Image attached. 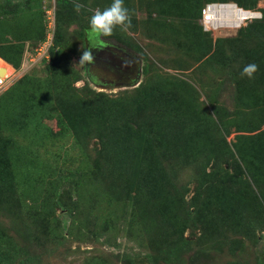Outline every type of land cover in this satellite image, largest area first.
Wrapping results in <instances>:
<instances>
[{"label":"rangeland","instance_id":"obj_1","mask_svg":"<svg viewBox=\"0 0 264 264\" xmlns=\"http://www.w3.org/2000/svg\"><path fill=\"white\" fill-rule=\"evenodd\" d=\"M90 1L96 2L93 12L112 3ZM21 2L0 0V28L18 24ZM42 2L46 22L47 11L54 7L58 14V9L56 0ZM123 2L134 12L132 27L127 32L115 28L113 35L105 38L109 46L99 52L93 50L96 59L91 65L79 63L88 40L85 36L82 41L78 34L81 15L77 13L74 18L61 17L70 41L65 59L50 66L49 54L28 70L10 64L14 71L9 66L7 74H1H17L11 84L19 86L15 94L27 95V101L35 97V103L43 102L52 113L61 105L73 103L90 115L92 106L109 96L124 98L122 115L135 125L143 127L160 114L165 124L162 136L169 144L188 150L174 171L169 169L174 184L182 191L187 188V205L199 184L204 182L200 188L208 192L212 184L218 183L214 171L219 173L227 167L232 171L234 157L221 145L223 138L227 137L232 146L236 132L243 127L258 124L264 129V60L256 57L257 52L264 56V29L261 33L256 27L238 32L255 18L241 27L217 28L208 36L213 47L204 53V42L198 41L192 31V26L203 25L199 15L174 13L167 0ZM229 7L237 8L235 4ZM254 11L263 15L264 0H256L254 9L239 13L246 18L255 15ZM217 38L235 40L225 41L220 52L214 51ZM24 61L23 56L22 64ZM250 63L259 66L252 79L241 76L243 67ZM25 74L29 75L25 80L32 79L27 88L20 79ZM54 116L42 120L47 130L41 129L50 135L45 138L43 132H38L35 142L31 140L32 128L25 135L13 134L6 127L0 129L1 139L14 141L11 145L21 161L31 160L46 173L40 182L22 183L14 192H3L6 197L0 200V233L6 241L0 243L6 242L12 255L1 264H15L23 258H28L29 264H264V218L247 213L241 221L253 227L248 234L224 229L219 235L216 231L222 227L217 223L205 227L197 221L184 231L189 240L186 248L180 249L176 237L160 247L152 229L158 220L151 207L145 208L133 198L135 183L94 166L101 157V141L94 127L78 138L72 132L64 135ZM184 117L197 123L190 136L183 130ZM174 151L179 153V148L174 147ZM204 164L207 180L200 182L197 178ZM180 215L185 216L182 210ZM173 247L176 251L172 252Z\"/></svg>","mask_w":264,"mask_h":264},{"label":"trees","instance_id":"obj_2","mask_svg":"<svg viewBox=\"0 0 264 264\" xmlns=\"http://www.w3.org/2000/svg\"><path fill=\"white\" fill-rule=\"evenodd\" d=\"M42 1L22 0V16L18 24L14 27L0 28V60L20 68L26 47L29 45L34 48L45 38L44 15L46 12L42 7ZM61 1L67 4H61ZM230 1L244 8L238 9L240 12L254 9L256 2V0L218 2L228 3ZM77 2L84 5L79 12L82 18L80 17L81 27L78 31L81 40L84 41L85 29L89 26V19L94 13L92 9L96 7V2L90 0H77ZM167 2L169 9L171 8L174 13L182 12L195 17L199 15L201 20L202 9L207 3H211L201 2V0H189V3L187 0H167ZM56 9H58V14L55 15L57 28L54 44L50 49V66L57 65L62 58L65 59V51L70 42L61 17L73 16L74 18L77 15L73 8V0H56ZM250 16L251 14L246 18ZM253 27L260 28L259 33H261L264 29V13L261 18L253 19L245 28H238V32H247ZM192 28L198 41L204 42V53H208L213 47V42L208 37L211 31L203 29V25L192 26ZM232 39L235 40V38H217L214 41V51L221 52L223 43ZM256 57L264 60V56H261L259 52L256 53ZM1 65L3 66L1 73L7 74L9 66L14 70L11 65L3 63ZM27 76L29 75L25 74L20 78L25 88H27L26 84H32L30 77L25 80ZM15 85L16 83L0 94V129L5 130L6 127L13 134L25 135L28 133L27 130L32 128L31 131L34 132L31 140L35 142L38 139L35 134L38 132H43L45 138L50 135L48 131H43L45 127L42 120L46 117L45 115L53 117L54 113L57 124L64 135L72 132L78 138L94 127V133L101 141V157L95 160L94 166L106 168L115 177L135 183L136 191L133 198L145 208L151 207L152 215L158 220L152 224V229L157 234L156 241H159L160 247L162 242L176 237L175 242L180 249L186 248L189 240L185 239L184 231L190 224L197 221L205 227L217 223L222 227L216 231L219 235L224 233V229L238 234H248L253 227L241 221L242 215L247 213L256 219L264 218V129H261L258 124L245 126L238 130L237 140L232 146L226 140L227 137L223 138L221 145L226 147L230 155L234 157L232 171H229L228 167L219 173L214 171V178H218V183L212 184L210 191L207 192L203 187L200 188L204 183L203 180H207L204 175L207 164H204L197 178L203 183L199 184L196 194L186 205L187 188L182 191L174 184L169 169L173 170L177 167L178 163L184 160L188 150H183L176 142L172 143L176 144L174 146L169 144L167 138L162 136V128L165 124L160 114L154 115L153 120L143 127L135 125L129 117L122 115L124 98H110L109 96H104L100 105L92 106L89 111L90 115L86 109L73 103L66 104V106L61 105L60 109L55 108L52 113V110L48 111L42 105L43 102L35 103V97L27 101V95L15 94L19 87ZM241 86L244 85L241 84ZM12 88L15 89L12 90ZM55 90L56 93L59 92V89L55 88ZM73 91L74 88L68 89L65 95ZM179 117H183V114L179 113ZM183 120V130L185 129L186 135L190 136L196 130L197 123L186 121L185 117ZM228 133L226 136H229ZM13 142L0 138V200L6 197L3 192H14L15 188L22 183L32 185L40 182L42 178L45 179L46 175L41 172L40 167L33 165L31 160L21 161L20 155L11 145ZM176 146L179 148V153L175 154L174 147ZM27 191L28 189L25 193ZM191 207H194L193 211ZM180 210L185 214L184 218L180 215ZM226 221L229 222L222 226L221 224ZM4 238V234L0 233V241H6ZM7 240L11 238L7 236ZM4 243H0V264L8 258V255H12V251L7 250L8 245ZM8 243L10 241H7ZM175 249L176 247H173L171 251H176ZM15 264H29L28 258L18 259ZM231 264L240 263L232 262Z\"/></svg>","mask_w":264,"mask_h":264},{"label":"built area","instance_id":"obj_3","mask_svg":"<svg viewBox=\"0 0 264 264\" xmlns=\"http://www.w3.org/2000/svg\"><path fill=\"white\" fill-rule=\"evenodd\" d=\"M230 3H219V2H211L207 3L202 9V24L203 28L208 31H214L217 28H231V22H238L240 18V14L237 10L225 7ZM236 7L238 5L235 3ZM243 9V8H239ZM47 20H46V36L45 38L39 42L34 48H31L29 45L26 47L24 58L25 61L22 64V70H28L33 65L41 62L45 58H48L50 54V49L53 46L55 32H56V17H55V8L47 11ZM255 16L247 19L253 18H261L262 13L259 11H254ZM246 20V21H247ZM241 27V26H240ZM0 63L8 64L3 60H0ZM3 69V66L0 65V72ZM17 74L12 73L10 75L2 76L0 74V94L7 90L12 81L16 78Z\"/></svg>","mask_w":264,"mask_h":264},{"label":"clouds","instance_id":"obj_4","mask_svg":"<svg viewBox=\"0 0 264 264\" xmlns=\"http://www.w3.org/2000/svg\"><path fill=\"white\" fill-rule=\"evenodd\" d=\"M84 7L77 0H73V8L79 13ZM134 12L124 6L123 0H112V3L103 10H96L89 19V26L85 29L88 46L82 49L79 59L80 64L91 65L94 63L96 52L102 51L109 46V41L105 38L113 35L114 29L120 27L122 32H127L132 27L131 18ZM259 70L255 63L247 64L241 71V76H247L249 79Z\"/></svg>","mask_w":264,"mask_h":264},{"label":"bare ground","instance_id":"obj_5","mask_svg":"<svg viewBox=\"0 0 264 264\" xmlns=\"http://www.w3.org/2000/svg\"><path fill=\"white\" fill-rule=\"evenodd\" d=\"M233 4H235V3H233V2H231L230 4H228V5H226L225 7H229L230 5H233ZM239 8H241V7H237V8H233V9H235V10H237L238 11V9ZM244 9V8H243ZM239 12V11H238ZM240 14V13H239ZM253 16H255V15H251L250 17H247V18H242L241 17V15H240V18H239V20L241 19V22H240V24L239 25H237V22H231V25H232V27H240L241 25H244L245 24V22H246V20L247 19H249V18H251V17H253ZM4 64V63H3ZM14 71V70H13ZM0 74H1V72H0ZM2 75V74H1Z\"/></svg>","mask_w":264,"mask_h":264},{"label":"crops","instance_id":"obj_6","mask_svg":"<svg viewBox=\"0 0 264 264\" xmlns=\"http://www.w3.org/2000/svg\"><path fill=\"white\" fill-rule=\"evenodd\" d=\"M8 65H10V64L8 63Z\"/></svg>","mask_w":264,"mask_h":264}]
</instances>
